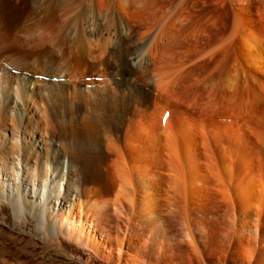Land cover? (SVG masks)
I'll return each instance as SVG.
<instances>
[{
	"label": "bare ground",
	"instance_id": "bare-ground-1",
	"mask_svg": "<svg viewBox=\"0 0 264 264\" xmlns=\"http://www.w3.org/2000/svg\"><path fill=\"white\" fill-rule=\"evenodd\" d=\"M207 1L0 0V234L85 264H186L172 240L195 259L228 242L235 262L262 231V260L264 30L253 0ZM55 44L93 86L54 89ZM5 242L2 264H52Z\"/></svg>",
	"mask_w": 264,
	"mask_h": 264
},
{
	"label": "rangeland",
	"instance_id": "rangeland-1",
	"mask_svg": "<svg viewBox=\"0 0 264 264\" xmlns=\"http://www.w3.org/2000/svg\"><path fill=\"white\" fill-rule=\"evenodd\" d=\"M210 1L211 0H208L207 2L209 3ZM81 2H83V1H81ZM78 8L80 9L82 7H78ZM75 13H78V11H75V12H73V14H71V16H70L71 19ZM245 13L251 19V21H249L250 27H252L253 29L260 28V29L264 30V0H253L251 2V4H249L248 9ZM75 15L73 16V18L76 17ZM64 32H60L61 35H63ZM56 43H60V41L57 40ZM55 45H59V44H55ZM59 47H60V45L57 47V50ZM54 52H55V50H54ZM58 52H60V51L58 50ZM60 54H61V52H60ZM60 54L58 53L55 55V57L58 60L56 59L54 62V67H55L54 71L55 72L52 73V75L50 77L52 80V85H53L54 89H56V88L59 89L61 84H64V83L68 82L69 80L77 81L80 85L93 86L96 78L95 79L79 80L80 77H78V75L74 76L72 73H69L70 69H71L70 66L72 67V64L69 66L68 63H70L73 60L72 59L73 57L67 55V57H68V59L66 57L67 61L65 59L63 61V55L62 54L60 55ZM58 55H59V57H57ZM60 59H62V60H60ZM70 59H72V60H70ZM68 60L70 62H68ZM43 63L44 64H42L41 69L43 70V72H45V70L48 69V67H47L48 64L46 62H43ZM11 67L13 68L12 71H14L15 66L12 65ZM67 69H68V71H66ZM88 73H92V71L88 70ZM45 75H46V72L43 73L41 75V77H39V79H41V81H42V79H46L47 76L49 75V73H47L46 76ZM118 83H119V81L116 82L117 86L119 85ZM59 93H63V91L59 90ZM172 100L173 99H170L171 102H172ZM109 101H111V100L109 99ZM154 169H156V167ZM77 178H81L80 183L82 184V186H84L85 180H84L83 175H79ZM165 190H166V185H164V187L162 188V199H161L162 205H164V203H165V200L163 198L165 195ZM7 212H8V215L11 216V214H12L11 211L9 210ZM123 219L124 218H122L120 221V226L123 228V230H125L126 224H125V220H123ZM115 220L117 222L116 217L112 213L111 214V224H110V226L112 225L111 226L112 229L110 228L109 230L110 231L112 230L113 232H114L113 229H115ZM31 223L33 225V222H31ZM176 232L181 233L178 229L176 230ZM261 232L262 231H260L258 233V236H257L256 231L253 232V239L251 240V242H252L251 246L252 247L250 246L248 249L249 255L245 254V255H243V257L240 256L237 258V260L235 262L231 260L232 247L229 245L228 242H224V243H221L220 245H216V243L212 242V239H211V241H209L207 243L205 242L206 245H203L202 242L199 241L200 252L196 256V259L191 258V246L186 240L181 239L179 237L178 240H172L173 242H171V241H169V242H171L173 244L172 248L175 251L174 253H178L179 256L182 255L186 264H255V262H256V264H264V257L258 263V261L256 260L257 255L253 253L255 249L259 250V248H260L259 240L261 241V235H262ZM15 234H16V232H15ZM201 238L205 239V236L201 235ZM221 238L226 240L223 235ZM16 239L10 238L8 236V234H5V233L0 234V240H1L0 242L6 241L5 244L10 246L8 249V251H10V252H8L7 257L12 259V260H15L14 259L15 255H19V257H21L22 259L33 257L32 259H34V258L37 259V262H40L41 261L40 258H42L44 260H48L49 262H52V264H85L83 262L80 263L81 261L78 260L76 257L69 255L70 253H72V254H80V255L86 256V253H87L86 250L83 248H80L76 245L68 244L67 242H64L65 249H61L60 247H57L54 244H50V243L48 244L47 240L46 241L44 240V243H43V241L35 238L36 239L35 242H38L37 247H34L32 244H29L26 246V248H24L25 247L24 245H26V243L23 241L21 242L19 239H17V240ZM179 258L180 257H176L175 258L176 260L172 264H178L177 262H178ZM38 259H40V260H38ZM152 259H153L155 264H166L164 262V258H162V256L159 253L155 252L154 255L152 256ZM34 261H36V260H34ZM97 262L103 263L102 260H97L96 263ZM0 263H1V261H0Z\"/></svg>",
	"mask_w": 264,
	"mask_h": 264
}]
</instances>
